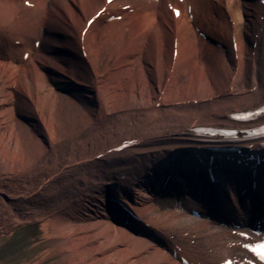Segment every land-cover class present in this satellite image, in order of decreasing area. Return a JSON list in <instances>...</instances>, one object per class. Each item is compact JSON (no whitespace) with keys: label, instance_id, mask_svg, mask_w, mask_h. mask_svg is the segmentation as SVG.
Masks as SVG:
<instances>
[{"label":"bare ground","instance_id":"6f19581e","mask_svg":"<svg viewBox=\"0 0 264 264\" xmlns=\"http://www.w3.org/2000/svg\"><path fill=\"white\" fill-rule=\"evenodd\" d=\"M25 1L0 0V204L8 214L43 221L64 264H185L174 255L181 249L190 264H220L240 251L236 227L193 193L205 191L198 168L176 171L178 190L166 195L176 210L156 223L142 213L154 199L145 185L164 179L148 165L174 148H202L193 130L237 125L233 115L264 106V0ZM104 7L122 18L102 14L83 38ZM36 48L42 55L25 58ZM230 186L222 196L229 190L234 216L250 220ZM113 192L142 220L118 210L107 199Z\"/></svg>","mask_w":264,"mask_h":264},{"label":"rangeland","instance_id":"374dc122","mask_svg":"<svg viewBox=\"0 0 264 264\" xmlns=\"http://www.w3.org/2000/svg\"><path fill=\"white\" fill-rule=\"evenodd\" d=\"M33 54L40 56L42 52L34 50ZM0 206V264H64L60 261L63 251L57 246L53 247L43 221L17 220L8 214L7 206ZM171 210L176 208L166 200L157 201L154 198L151 209L143 211L142 217L156 223L164 213ZM189 224L195 225L196 221L190 220ZM174 225L180 226L177 223ZM195 241L194 238L193 242Z\"/></svg>","mask_w":264,"mask_h":264},{"label":"snow or ice","instance_id":"6c2138e0","mask_svg":"<svg viewBox=\"0 0 264 264\" xmlns=\"http://www.w3.org/2000/svg\"><path fill=\"white\" fill-rule=\"evenodd\" d=\"M228 264H231V262L229 261Z\"/></svg>","mask_w":264,"mask_h":264}]
</instances>
